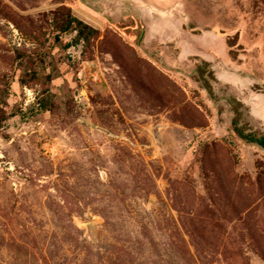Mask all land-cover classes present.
<instances>
[{
    "label": "rangeland",
    "instance_id": "rangeland-1",
    "mask_svg": "<svg viewBox=\"0 0 264 264\" xmlns=\"http://www.w3.org/2000/svg\"><path fill=\"white\" fill-rule=\"evenodd\" d=\"M235 126L264 137V0H0V264H264Z\"/></svg>",
    "mask_w": 264,
    "mask_h": 264
},
{
    "label": "trees",
    "instance_id": "trees-1",
    "mask_svg": "<svg viewBox=\"0 0 264 264\" xmlns=\"http://www.w3.org/2000/svg\"><path fill=\"white\" fill-rule=\"evenodd\" d=\"M69 25L68 26H72L73 24H76V26L79 28L77 29L78 32V39L83 38V34H84V30H89L94 31L93 29H91L92 27H90L88 24H86L84 21H81L79 18L76 17H71L69 19ZM66 29H64L63 31H65ZM234 125H237V123H234ZM1 128V127H0ZM236 131L238 132V134L242 137L245 138L246 140H248L251 143H256L257 145L261 146L264 148V137L262 138H257L254 135H245L240 129H238L237 126H235Z\"/></svg>",
    "mask_w": 264,
    "mask_h": 264
}]
</instances>
